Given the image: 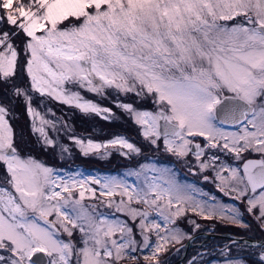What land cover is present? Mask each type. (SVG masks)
<instances>
[{
	"label": "snow or ice",
	"instance_id": "1",
	"mask_svg": "<svg viewBox=\"0 0 264 264\" xmlns=\"http://www.w3.org/2000/svg\"><path fill=\"white\" fill-rule=\"evenodd\" d=\"M109 90L149 99L155 111L135 100L115 107L151 145L162 143L178 159L193 155L201 173L211 170L219 191L264 229V0H0V264H126L144 249L145 264H163L188 212L248 227L241 207L197 198L196 186L169 168L141 165L129 173L142 177L139 185L80 179L22 151L13 127L21 106L34 118L32 131L62 155L73 146L84 155L101 148L141 154L121 135L99 143L73 134L71 144H59L48 134L57 121L33 107L34 96H47L108 120L113 109L82 92L106 97ZM212 149L242 163L209 156ZM86 193L126 219L85 205ZM254 252V264H264V244Z\"/></svg>",
	"mask_w": 264,
	"mask_h": 264
},
{
	"label": "rangeland",
	"instance_id": "2",
	"mask_svg": "<svg viewBox=\"0 0 264 264\" xmlns=\"http://www.w3.org/2000/svg\"><path fill=\"white\" fill-rule=\"evenodd\" d=\"M82 95L89 100H93L94 102L104 106V107H109L112 108L109 104H114L117 100L123 101V102H132L129 101L128 98H132L131 95L125 97L123 95L117 94L115 91L113 90H109L107 93V96H97L94 93L91 92H87V91H83ZM143 101H148L149 99L146 98H140ZM41 104V103H40ZM69 106V105H67ZM33 107L36 108L37 112L40 113V115L45 116L46 119L49 120H56L57 121V128L56 130H52L50 127L48 129V134L49 136L54 139L57 140L59 142V144H71V141L68 139L69 135H76L80 138L83 139H92L95 142H99V143H105L106 141L113 139L114 137L121 135V136H125L127 138H129L131 140V142L135 143L137 146H139L140 148L142 146L138 145L136 143L135 140H133L130 136L125 135V134H117L114 135L112 138L110 139H95L93 137H89L85 134H81L79 133V131H75L74 128L72 126H69L68 128H66V137H62L61 134H59V126H60V121L61 120H57L56 119V115L53 111L52 108H48V109H44L41 110L38 107V104L34 103ZM71 108H75L74 106H70ZM144 110H148V111H155V106L154 104L150 101V106L147 107V105L145 104V107L143 106H138ZM51 109V111L49 112L48 110ZM77 109V108H76ZM79 110V109H77ZM123 110V109H122ZM80 111V110H79ZM82 112V111H80ZM114 112V111H113ZM83 113V112H82ZM114 117H116L117 115L119 116L118 112H114ZM91 115V114H88ZM112 117V118H114ZM110 118V119H112ZM33 117L29 115V127L31 128L32 131V121H33ZM39 119L40 117L37 116L35 117V121H36V125L37 127L39 126ZM15 124V123H14ZM138 125V124H136ZM139 126V130L141 132L142 135V126ZM14 127V126H13ZM15 129V128H14ZM16 132V130H15ZM34 138L36 140V144L39 147H44V151H46L47 153H45L44 151L42 152H37L38 150L41 149H36L35 150H24L22 149V151L26 152V153H30L32 155H34L36 158L45 161L49 166L53 167L54 169H56V171L61 174L64 175L65 177H67L68 175H73L76 176L80 179H82L84 176H89V177H96V178H100L101 180H103L104 177H116L118 179H122L127 181L129 184H136L139 185L141 183L142 177L138 178L134 175H129V173L136 171L140 168L141 165H152V166H157L160 168H169L171 170H173L176 173V178L185 184H191V185H195L196 188L199 190V194L198 197L199 199H204L206 197H210V196H215L213 193H208L205 189H203V187L198 184L197 182H195L194 180H192L191 178L188 177H182L180 175L181 171L179 169H177L176 167V161H167V162H162L160 158H156V157H151L150 159L147 158V161L145 160H139V157L142 156V152L139 155H133L131 156V158H134L135 160H137L136 163H132L128 166H124L120 171L118 172H112V171H101L98 170L97 168H86V167H82L81 165L78 166L77 164H72L69 163L67 167H64L63 164H56L55 162H53L55 155H57L59 157L60 160H64L65 158H69L72 159L71 157L73 156V158H75V154L79 151L80 153L81 150L78 147L73 146L72 147V151L71 154H61L60 151V147L59 145L55 148L51 147V146H47L45 147V144L42 142L41 137L39 136L38 133L33 132ZM17 135V133H16ZM18 139V137H17ZM141 140H146L143 135ZM151 145V144H150ZM163 146V144L161 143L160 148ZM143 148V147H142ZM141 148V149H142ZM78 150V151H77ZM108 151L111 154L110 155H104V153ZM83 154V153H82ZM117 156V154H120L119 151H117L116 149H104L101 148L99 150V153H91L89 154L91 155H97L100 159H110L113 156ZM121 155V154H120ZM88 156V155H87ZM123 156V155H121ZM125 157V156H124ZM71 164V165H70ZM190 170H192V168H190ZM147 175L151 176L153 175L152 172L147 171V169H145ZM192 173L194 172L193 170L191 171ZM4 176V169L3 166L0 165V180H2ZM94 187H96L98 189L97 192V196H99V185H93ZM217 198V202L222 203V204H227V205H236V202L234 201H224L222 198L218 197L217 195L215 196ZM83 203L85 205H92V204H98V211H103L107 214H109L110 218L112 215H115L117 218L119 219H126V217L123 214L120 213H114V210H110L105 208L102 204L98 203V200L92 199L90 198V194L86 193V198L83 201ZM190 212H188L185 216L179 218L177 220V224L176 226L181 230L183 236L180 239V242L185 241L186 239H188V237H190L192 234H194L195 232H197L200 229L206 228L204 223H201L200 217H202L201 215L197 214V216H187L189 215ZM200 216V217H199ZM215 218H217L216 221H213V226L215 232L217 233H223V232H230L236 235H240V236H246V237H251L254 239H264V229L261 228L260 224L258 221L255 220V227H251L249 225V223L247 222V220L244 218L243 215V221L244 223H246L248 225L247 228L241 226L238 227L237 229L232 227V226H226L224 225V221H229V220H222L220 218H218L217 216H213ZM190 221H194L195 224L191 223ZM181 222V223H180ZM227 223H232L231 221L227 222ZM203 224V225H202ZM195 225H199V227H195ZM173 227L172 225H169V228ZM208 229H211V227H209ZM162 235L164 234L163 232L161 233ZM63 238H67L66 234L64 235ZM73 239L76 240L77 243H79V234H76V236L73 237ZM137 240L140 239L139 236L136 237ZM153 239L155 240V235L153 234ZM177 242H172L170 244L167 245V250H170L171 248H175L173 247L174 244H176ZM177 243V244H178ZM215 247L208 249L204 254L202 255H197L196 258L197 260L194 261V263L192 264H230V262H234L237 260H244L245 264H254L255 261H257L259 259L258 254H256L254 252L255 249H257L258 247L255 246H251V245H246V244H240V243H232L230 241H228V239H224L222 238L221 240L217 239L216 243L214 244ZM150 252V250L148 249H144V250H140L137 251L135 253H133V255L137 256L138 259L137 260H127L126 262H128L127 264H145V262L143 261V256L144 255H148ZM6 255V253H3ZM163 254V253H162ZM162 254L160 256V258H162ZM181 255V250H177L173 253H171V256L169 257V259H172L174 256L177 257ZM206 258H210L209 261H205ZM168 259V260H169ZM133 262V263H131Z\"/></svg>",
	"mask_w": 264,
	"mask_h": 264
},
{
	"label": "trees",
	"instance_id": "3",
	"mask_svg": "<svg viewBox=\"0 0 264 264\" xmlns=\"http://www.w3.org/2000/svg\"><path fill=\"white\" fill-rule=\"evenodd\" d=\"M128 100H135L137 106L145 107V104L147 105V107L150 106V100L143 101L142 99L136 98L134 96H132V98H128ZM34 101L36 104H38V107L41 110L48 109L49 107L52 108L56 115V119L65 122V124L63 125L60 124L58 130L59 134H61L62 137H66V128H68L69 126H72L75 131H79V133L81 134H85L89 137L102 140L110 139L117 134H125L130 136L133 140L136 141L138 145L143 147H141L142 156L139 157V160H145L146 157L148 158L149 156H151V154H165L163 146L161 148H157L154 145H150L148 140H141L142 135L139 130V126L136 125V123L124 112V110L115 107L114 104L109 105L112 107L114 112L119 113V116L117 115L112 119L105 120L101 115H88L86 113H82L76 108H71L70 106H67L47 96L41 97L39 95H36L34 96ZM28 124L29 114H27L22 106L17 108L13 118V126L17 133L20 148L24 150L35 151H37L36 149H41L37 152L46 150L44 149V147H39L36 144V140ZM45 147H47V145H45ZM156 151H159V153H155ZM44 152L47 153L46 151ZM71 158L72 159L70 160L69 158H65L62 161L57 155H55L53 162H55L56 164H63L64 167H67L69 163H72L81 165L82 167L84 166L86 168L111 167L115 169H119L137 162V160H135L134 158L129 159L121 156L120 154H117V156L115 154V156L111 157L110 159H100L97 155L87 156L80 153L79 151L75 154V158H73V156ZM230 226L236 229L238 228L235 225ZM218 239L221 240L222 238Z\"/></svg>",
	"mask_w": 264,
	"mask_h": 264
},
{
	"label": "flooded vegetation",
	"instance_id": "4",
	"mask_svg": "<svg viewBox=\"0 0 264 264\" xmlns=\"http://www.w3.org/2000/svg\"><path fill=\"white\" fill-rule=\"evenodd\" d=\"M195 142L201 144L202 146L205 143L203 138H196ZM208 155L209 156L210 155H221V153L217 152V150H215V149H212L208 152ZM244 155H245V159H259L260 158V156L258 154H255V153H245ZM151 157H152V155H151ZM221 159L226 160V162L233 164V165H235L237 163H242V162L235 161L233 159V157L229 156V155H221ZM145 160L147 161V157ZM176 167H177V169H179L181 171L180 175L182 177L191 178L192 180H194L195 182L200 184L203 187V189H205L208 193H213L215 196L217 195L218 197L222 198L224 201H230L231 200V201L236 202V204L239 207H241V211L244 215V218L247 220L249 225L251 227L256 226L255 222H253L251 220V218L253 216L247 214L246 212H243V206H242V203L240 201H237V200L233 199L232 197L225 195V193L219 191V189L216 187V184L213 182L214 173L211 170H207V171H204L203 173H201L200 169L196 166V160H195V157L193 155L189 154L188 157H186L184 159H179L177 164H176ZM190 168H192V170L194 171L193 173L191 172L192 170H190ZM121 169L122 168H119L118 170H121ZM205 175H207L209 177L208 181H205L203 179V177ZM187 216H197V214L190 212L189 215H187ZM212 218L214 219L215 217H212ZM213 221H215V220H213ZM213 221H209V220L201 221V223L205 224L206 228L198 230L197 232L192 234L190 237H188V239L183 241L181 244H179L175 248H172L171 250L164 252L162 254V258H160L163 261V264H174L176 262H179V260H182V261L179 262L178 264H192V263H194V261H196L198 259L196 257L197 255L204 254L208 250V248L215 243L214 239L221 238V237L211 238L210 236H205V235H201L200 237L196 236L195 239H193L192 242L190 243L189 248H187V246L184 243L186 241H188L189 238H191L192 236H194L195 234H198L200 232L215 233V230H213L214 229V226H213L214 222ZM226 222H229V221H225V223ZM224 225L230 226L231 223L230 224H224ZM209 227H211V229H208ZM177 250H181V255H179L177 257L174 256L172 259H169V257L171 256V253H173Z\"/></svg>",
	"mask_w": 264,
	"mask_h": 264
},
{
	"label": "water",
	"instance_id": "5",
	"mask_svg": "<svg viewBox=\"0 0 264 264\" xmlns=\"http://www.w3.org/2000/svg\"><path fill=\"white\" fill-rule=\"evenodd\" d=\"M201 234H206L207 236H213V237L228 238L233 243H244V244H248V245H251V246H259L261 244H264V240L254 239V238H250V237H246V236H240V235L231 234V233H204V232H200V233L192 236L191 238H189L188 242L185 243L187 248H189V245L192 242V240L196 236L201 235ZM181 261L182 260H179V262H181ZM179 262H176L174 264H178Z\"/></svg>",
	"mask_w": 264,
	"mask_h": 264
}]
</instances>
